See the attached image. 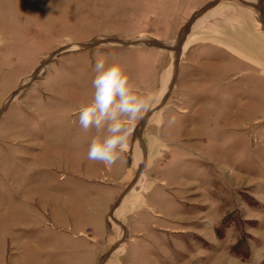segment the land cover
Returning a JSON list of instances; mask_svg holds the SVG:
<instances>
[{
    "label": "rangeland",
    "instance_id": "obj_1",
    "mask_svg": "<svg viewBox=\"0 0 264 264\" xmlns=\"http://www.w3.org/2000/svg\"><path fill=\"white\" fill-rule=\"evenodd\" d=\"M210 1L0 0V264H264V0ZM101 57L160 98L111 168Z\"/></svg>",
    "mask_w": 264,
    "mask_h": 264
},
{
    "label": "clouds",
    "instance_id": "obj_2",
    "mask_svg": "<svg viewBox=\"0 0 264 264\" xmlns=\"http://www.w3.org/2000/svg\"><path fill=\"white\" fill-rule=\"evenodd\" d=\"M94 72L92 100L80 108L79 125L84 132H97L86 158L111 168L121 160L136 123L160 98L151 92L139 94L119 63L108 64L101 57L94 64ZM168 123H175V116Z\"/></svg>",
    "mask_w": 264,
    "mask_h": 264
},
{
    "label": "water",
    "instance_id": "obj_3",
    "mask_svg": "<svg viewBox=\"0 0 264 264\" xmlns=\"http://www.w3.org/2000/svg\"><path fill=\"white\" fill-rule=\"evenodd\" d=\"M215 3H216L215 0L206 3V4L204 5V7L198 11V13H200L201 11H204L205 9L211 7V6L214 5ZM259 10H260L259 14H260L261 24H262V27L264 28V18H263V13H262V10H261L260 8H259Z\"/></svg>",
    "mask_w": 264,
    "mask_h": 264
},
{
    "label": "bare ground",
    "instance_id": "obj_4",
    "mask_svg": "<svg viewBox=\"0 0 264 264\" xmlns=\"http://www.w3.org/2000/svg\"><path fill=\"white\" fill-rule=\"evenodd\" d=\"M250 3H251V2H250ZM134 154H135V157H134V158L137 160V159L139 158V157H138V156H139V153H137V152L135 151ZM116 209H117V208H116ZM120 210H121V209H120ZM119 212H120V211L117 209V210L114 212V214H115L114 216H118Z\"/></svg>",
    "mask_w": 264,
    "mask_h": 264
}]
</instances>
